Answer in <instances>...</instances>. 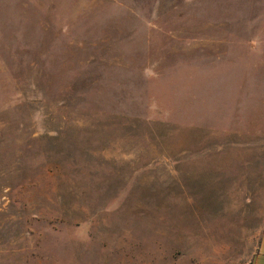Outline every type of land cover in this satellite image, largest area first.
Instances as JSON below:
<instances>
[{
    "label": "rangeland",
    "instance_id": "1",
    "mask_svg": "<svg viewBox=\"0 0 264 264\" xmlns=\"http://www.w3.org/2000/svg\"><path fill=\"white\" fill-rule=\"evenodd\" d=\"M0 264H264V0H0Z\"/></svg>",
    "mask_w": 264,
    "mask_h": 264
}]
</instances>
